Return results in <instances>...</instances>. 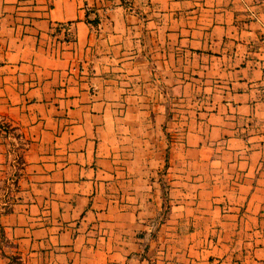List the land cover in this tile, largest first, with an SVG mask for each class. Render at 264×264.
<instances>
[{
  "label": "crops",
  "instance_id": "0c3cea01",
  "mask_svg": "<svg viewBox=\"0 0 264 264\" xmlns=\"http://www.w3.org/2000/svg\"><path fill=\"white\" fill-rule=\"evenodd\" d=\"M0 185V264H264V0H0Z\"/></svg>",
  "mask_w": 264,
  "mask_h": 264
},
{
  "label": "rangeland",
  "instance_id": "374dc122",
  "mask_svg": "<svg viewBox=\"0 0 264 264\" xmlns=\"http://www.w3.org/2000/svg\"><path fill=\"white\" fill-rule=\"evenodd\" d=\"M11 131H12V133H17L16 131H13V129H11ZM23 147V140L21 139V138H19L18 139V144L17 145H15V150H19L20 148H22ZM20 163H21V157H20V155H18V156H16V165L17 166H19L20 165ZM1 186V189L2 188H4L3 187V185H0ZM4 191L2 190V193H3ZM164 196L165 197H167V194H166V190L164 189ZM4 199V201H6V202H9V197H1L0 196V200L2 201ZM168 209H169V205L167 204V207H165V208H163V211H161V215H163L164 216V214L168 211Z\"/></svg>",
  "mask_w": 264,
  "mask_h": 264
},
{
  "label": "trees",
  "instance_id": "16d2710c",
  "mask_svg": "<svg viewBox=\"0 0 264 264\" xmlns=\"http://www.w3.org/2000/svg\"><path fill=\"white\" fill-rule=\"evenodd\" d=\"M89 10H91V9H89ZM89 10H87V12H86L87 14H88ZM89 21L96 22L97 21V18L90 19ZM61 25H62V23L57 24L55 30H58ZM63 37H64V39H68L69 36L65 34ZM3 126L5 127V129H8L10 127H11V129H13V127L10 126L9 123H7V124L6 123H3ZM17 135H19V133H17Z\"/></svg>",
  "mask_w": 264,
  "mask_h": 264
},
{
  "label": "built area",
  "instance_id": "2783aa9c",
  "mask_svg": "<svg viewBox=\"0 0 264 264\" xmlns=\"http://www.w3.org/2000/svg\"><path fill=\"white\" fill-rule=\"evenodd\" d=\"M62 32H64V33L66 34V33H67V30H66V31H65V30L63 31V30H62ZM62 32H61V33H62ZM65 34H64V35H65ZM64 35H63V36H64Z\"/></svg>",
  "mask_w": 264,
  "mask_h": 264
}]
</instances>
